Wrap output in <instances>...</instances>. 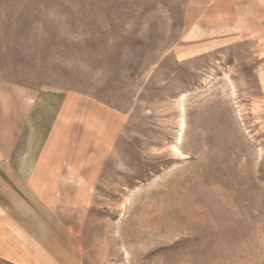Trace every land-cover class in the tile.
<instances>
[{
  "label": "rangeland",
  "instance_id": "obj_1",
  "mask_svg": "<svg viewBox=\"0 0 264 264\" xmlns=\"http://www.w3.org/2000/svg\"><path fill=\"white\" fill-rule=\"evenodd\" d=\"M263 21L256 0H0L15 132L96 177L84 264H264Z\"/></svg>",
  "mask_w": 264,
  "mask_h": 264
},
{
  "label": "crops",
  "instance_id": "obj_2",
  "mask_svg": "<svg viewBox=\"0 0 264 264\" xmlns=\"http://www.w3.org/2000/svg\"><path fill=\"white\" fill-rule=\"evenodd\" d=\"M14 118L13 105L5 109L0 101V262L84 264L79 183H94L96 177L83 173L86 161L72 152L63 157L56 145L16 133Z\"/></svg>",
  "mask_w": 264,
  "mask_h": 264
}]
</instances>
